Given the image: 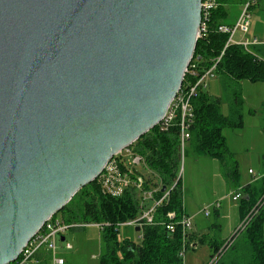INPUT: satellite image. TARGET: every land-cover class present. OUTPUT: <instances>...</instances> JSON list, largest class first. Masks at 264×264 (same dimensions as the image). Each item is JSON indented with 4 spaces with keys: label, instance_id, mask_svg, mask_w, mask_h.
Segmentation results:
<instances>
[{
    "label": "water",
    "instance_id": "1",
    "mask_svg": "<svg viewBox=\"0 0 264 264\" xmlns=\"http://www.w3.org/2000/svg\"><path fill=\"white\" fill-rule=\"evenodd\" d=\"M201 2L0 0V264L161 122Z\"/></svg>",
    "mask_w": 264,
    "mask_h": 264
},
{
    "label": "trees",
    "instance_id": "2",
    "mask_svg": "<svg viewBox=\"0 0 264 264\" xmlns=\"http://www.w3.org/2000/svg\"><path fill=\"white\" fill-rule=\"evenodd\" d=\"M247 1L218 0L219 5L212 12L207 31L199 37L191 60L189 69L195 64L196 74L187 72L182 85L183 88L187 82L195 83L202 74L215 66L214 74L220 78L229 98L234 90L229 113L223 111L220 97L213 96L203 87H199L196 95L191 98L194 114L190 125L192 146L197 155L218 159L225 167V177L234 189L242 192L239 200L240 222L247 218L244 227L238 230L235 228L229 238H217L212 243L209 241L211 257L218 254L215 264H264V176L243 184L236 155L230 148L225 133L227 129L240 130L245 126L242 109L244 100L236 84L242 80L264 83V45H254L250 51L240 44L228 43L230 35L218 30L221 23H228L227 7L245 4ZM251 9H256L259 15L252 28L253 33L264 35V0H257L251 5ZM262 111L264 113V101L260 112ZM180 144L178 115L168 128L164 129L157 124L128 146L133 153L144 157L145 168L152 173L145 177L139 169L134 172V177L137 174L144 176L145 189L158 187L160 184L171 189L176 183L169 198L157 206L153 222L140 226L139 241L130 236H120L123 223L142 213L135 187L115 195L105 191L98 179H95L83 186L52 218L61 214L62 220L69 227L76 224H97L101 228L103 239L99 264H184L181 256L184 244L182 226L177 224L173 231L168 228V224L178 221L186 213L182 178L179 176L182 158ZM262 164L260 174H264V154ZM152 176H156L157 180ZM162 187L156 192L157 199L163 195ZM171 212L175 213L174 218L169 216ZM216 225L219 226L217 223ZM208 240L207 234L200 237L189 234L187 247ZM50 260V253H44L35 264H50ZM65 260L67 264V259Z\"/></svg>",
    "mask_w": 264,
    "mask_h": 264
},
{
    "label": "rangeland",
    "instance_id": "3",
    "mask_svg": "<svg viewBox=\"0 0 264 264\" xmlns=\"http://www.w3.org/2000/svg\"><path fill=\"white\" fill-rule=\"evenodd\" d=\"M245 4L228 6L227 10L229 15L226 21L232 23L231 25L236 24L245 9ZM251 13V29L248 36L255 34L252 28L259 19L256 9H251ZM246 36L247 35L243 34L241 31L235 34L237 40H241L242 37ZM207 81V89L213 96L220 97L222 109L227 113L233 98L234 90L231 98H229V94L224 91L223 84L217 75H210ZM236 87L240 89L241 96L244 100L242 109L245 118V129L243 131L241 130L242 133L240 134L233 133L239 132L233 131L234 129H227L225 133L229 136V140L240 153L239 157L235 156L239 164L238 168L240 172L242 170L245 178H249L251 170L250 169L248 173L249 167L254 170L255 176L259 175L260 171L263 170V164L260 162L259 156H262V151L264 149V137H257L256 133L260 134V132H262V130L260 131L258 129V124L264 125V113L262 111V115L255 117L249 115V110L254 112L261 110V101L264 98V83L242 80L236 84ZM124 157L130 159L125 151ZM145 167V165H139L138 169L145 177H149L152 173ZM179 175L182 178L184 189V205L193 215V224H198L197 231L203 229L201 224L205 225L204 229L207 231L209 225L217 223L219 226L221 224L223 227L222 229H220L219 226L212 227V233L216 234V238H221L222 240L229 238L234 231L233 228L228 230L231 222L233 221L232 223H236L237 227L241 220L238 209L239 201H234L232 197V194L239 190L234 189L230 181L225 177V167L218 159L197 155L192 146V142L188 140L185 150L182 152ZM251 176L252 179L255 177L253 174H251ZM152 177L155 181L157 180L156 176ZM217 201L220 202V206L221 204L223 206L219 214L215 211L216 208L213 205ZM207 210L210 212L209 215H206ZM236 219H238L237 222ZM55 220H62L61 214H58ZM194 229L196 230L195 226ZM64 234L66 238L64 241L61 240L60 236L58 237L57 254L64 256L67 259V264L100 263L103 250V239L101 228L97 224H76L69 227ZM120 236H130L136 241H139L140 232L135 230L133 226L123 225L120 227ZM67 243L72 245L71 249L66 248ZM44 253L50 252L42 248L38 253V257L40 258ZM211 253L212 248L208 241L199 243L195 247H189L185 253L184 264H208Z\"/></svg>",
    "mask_w": 264,
    "mask_h": 264
},
{
    "label": "built area",
    "instance_id": "4",
    "mask_svg": "<svg viewBox=\"0 0 264 264\" xmlns=\"http://www.w3.org/2000/svg\"><path fill=\"white\" fill-rule=\"evenodd\" d=\"M257 0H248L244 5L245 9L241 14L238 22L236 24H227L221 23L218 26V30L222 33H227L230 35L228 43H236L244 46L247 50L251 51V47L254 45H264V35L252 34L248 36L251 29V5H253ZM218 0H202V19L200 24V33L199 37L207 31L209 21L212 17V12L218 7ZM241 31L243 34H246V37H242L241 40L235 38V34ZM264 59V58H263ZM219 60V59H218ZM191 63L189 64L190 67ZM187 69V72L191 74L195 73V64H192L191 69ZM214 68H210L200 78L195 82H187L185 87H181L177 95L173 99L166 115L159 123L162 128L166 129L172 125L173 121L179 115L180 117V128H181V144L180 148L183 152L185 150L186 142L190 140V125L192 123L193 107L191 103V98L196 95L199 87L207 89L208 81L207 78L210 75H214ZM124 151L129 155L130 159L124 157ZM121 155V158L113 157L110 162L106 165L102 173L98 176V181L103 189L109 193L120 195L125 189L130 187H135L138 190V197L142 205V213L137 218L124 222V226H142L143 224L152 223L154 220V212L164 200L169 198L171 189L175 184L168 189L163 191L161 198L157 199L155 197L156 192L161 189L162 185L158 187L145 189V178L141 174H137L134 177L135 170L138 169L139 165H145V159L140 154H135L130 148H125L121 150L118 154ZM125 165V167L122 166ZM250 173L255 176L254 171L251 169ZM180 176V175H179ZM264 176V174H259L254 177V179ZM181 177V176H180ZM233 200H240L242 197V192L236 191L232 194ZM214 207L218 209L220 207V202L217 201L214 204ZM209 210L206 211V215H209ZM171 218L175 217V213H169ZM56 218H51L47 221L41 230L28 242L26 247L23 249L19 257L9 264H35L39 262L38 253L41 249H46L51 253V264H66L64 256L57 254V240L58 237H63L65 231L69 228V225L64 223L63 220H55ZM247 219V218H246ZM246 219L240 222L237 226V230L244 227ZM177 224H181L184 234V244L181 251V256L184 258L187 251V240L189 238L190 231L193 227V217L188 213H184L183 216L176 222L168 224L170 230H174ZM66 248L71 249L72 245L70 243L66 244ZM218 260V254L212 256L208 264H215Z\"/></svg>",
    "mask_w": 264,
    "mask_h": 264
},
{
    "label": "crops",
    "instance_id": "5",
    "mask_svg": "<svg viewBox=\"0 0 264 264\" xmlns=\"http://www.w3.org/2000/svg\"><path fill=\"white\" fill-rule=\"evenodd\" d=\"M263 101H264V98H263V100L261 101V106H262V104H263ZM230 112V109H228V112L227 113H229ZM249 115L250 116H255V117H257L258 115H262V113L260 112V111H258V112H252V110H249ZM245 119V118H244ZM245 129V126L242 128V129H240V130H233V131H239V132H233V133H242V131ZM258 129L261 131L262 130V132H260V134H257L256 133V136L257 137H264V127H263V125L262 124H258ZM242 130V131H241ZM226 136H227V139H228V144H229V146H230V148L232 149V151L235 153V155L237 156V157H239V155H240V153L237 151V149L234 147V145H233V143H231V141L229 140V136L226 134ZM264 154V149H263V151H262V155ZM239 160V159H238ZM259 160H260V162H262V156H259ZM239 163H240V160H239ZM250 169H252L251 167H249L248 168V173H249V170ZM222 171V170H221ZM254 171V170H253ZM223 172V171H222ZM241 175H242V182H243V184H245V183H247V182H249L251 179H252V176H251V174L249 173V178H245V176L243 175V171L241 170ZM237 201H239V200H237ZM222 204H221V206L218 208V209H216L215 211L219 214L220 213V211H221V209H222ZM225 210H227L226 208H224ZM238 209H239V205H238ZM185 210H186V213H188L189 215H191L192 217H193V215L187 210V208L185 207ZM240 213V212H239ZM237 220L238 219H236V222H237ZM240 220H241V218H240ZM233 222V221H232ZM231 222V224H230V226H229V228H228V230H231V228H233V230H235V227H236V223H232ZM240 222V221H239ZM239 224V223H238ZM194 226H195V228H196V230L194 229ZM215 226H217L216 225V223H212L211 225H209L208 226V230L207 231H205V225L204 224H201V227L203 228V229H200V231H197V229H198V224H193V227H192V230L190 231V234H193L194 236H197V237H200V236H202L203 234H207L208 235V237H209V240H208V242L210 241L211 243L212 242H215L216 241V234H214V233H212L213 231H212V227H215ZM220 229H222V225L220 224ZM237 228V227H236ZM232 234V233H231ZM227 238V237H226ZM197 245V244H196ZM195 245V243L193 244V247H195L196 246ZM212 254V253H211ZM211 256V255H210Z\"/></svg>",
    "mask_w": 264,
    "mask_h": 264
}]
</instances>
